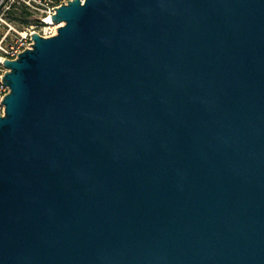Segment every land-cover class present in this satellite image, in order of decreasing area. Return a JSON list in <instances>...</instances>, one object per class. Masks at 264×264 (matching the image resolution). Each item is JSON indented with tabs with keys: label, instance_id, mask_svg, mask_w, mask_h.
<instances>
[{
	"label": "water",
	"instance_id": "1",
	"mask_svg": "<svg viewBox=\"0 0 264 264\" xmlns=\"http://www.w3.org/2000/svg\"><path fill=\"white\" fill-rule=\"evenodd\" d=\"M8 68L0 264H264V0H69Z\"/></svg>",
	"mask_w": 264,
	"mask_h": 264
},
{
	"label": "built area",
	"instance_id": "2",
	"mask_svg": "<svg viewBox=\"0 0 264 264\" xmlns=\"http://www.w3.org/2000/svg\"><path fill=\"white\" fill-rule=\"evenodd\" d=\"M69 0H0V25L3 23L8 26L7 36L12 30H16L15 27L8 23L5 20V16L7 13L13 9L15 4H23L31 11H35L42 23L45 25H50L46 20L48 18H52V15L56 13V9L63 4L68 3ZM34 31L31 29L23 30L18 32V38L9 46H4L3 40H0V115L4 114L5 105L1 103L4 100V97L9 93L10 88L6 85L2 77L5 76L8 68L4 65L1 59H16L20 52H22L26 48H31L34 43L32 38V33ZM41 34V33H40ZM55 34L54 31H47L44 34H41L45 37L51 36ZM4 36V37H5Z\"/></svg>",
	"mask_w": 264,
	"mask_h": 264
},
{
	"label": "rangeland",
	"instance_id": "3",
	"mask_svg": "<svg viewBox=\"0 0 264 264\" xmlns=\"http://www.w3.org/2000/svg\"><path fill=\"white\" fill-rule=\"evenodd\" d=\"M26 9L31 13L28 22H23L21 20L14 19L12 15L13 10H10L5 16V20L8 23H11L15 27L16 30H12L10 33L7 34V36H5L7 33L8 26H6V24L4 23L0 25V40H3L2 44L4 46H9L12 43H14V41L18 38L19 31L31 29L41 34H44L47 31H54L56 33L54 25L52 24L45 25L44 23H42L41 19L39 18L38 14L35 11H31L28 8Z\"/></svg>",
	"mask_w": 264,
	"mask_h": 264
},
{
	"label": "trees",
	"instance_id": "4",
	"mask_svg": "<svg viewBox=\"0 0 264 264\" xmlns=\"http://www.w3.org/2000/svg\"><path fill=\"white\" fill-rule=\"evenodd\" d=\"M27 7L23 4H15L13 7V18L21 20L23 22H28L31 13L26 9Z\"/></svg>",
	"mask_w": 264,
	"mask_h": 264
},
{
	"label": "bare ground",
	"instance_id": "5",
	"mask_svg": "<svg viewBox=\"0 0 264 264\" xmlns=\"http://www.w3.org/2000/svg\"><path fill=\"white\" fill-rule=\"evenodd\" d=\"M46 21H47L48 23L54 25V26H55V27H54V28H55V31L57 32V29H58V27H59L61 24H55V23L52 21L51 18H48Z\"/></svg>",
	"mask_w": 264,
	"mask_h": 264
}]
</instances>
